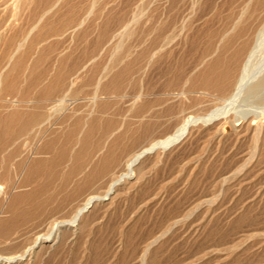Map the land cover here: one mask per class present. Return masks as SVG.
<instances>
[{
  "label": "rangeland",
  "instance_id": "1",
  "mask_svg": "<svg viewBox=\"0 0 264 264\" xmlns=\"http://www.w3.org/2000/svg\"><path fill=\"white\" fill-rule=\"evenodd\" d=\"M231 2L199 0L191 19L194 26L188 33L189 40L185 41V36L180 41L183 43L174 45L173 54L166 55L159 63L148 65L146 58L142 64H136L120 90L114 93L103 91L104 83L98 84L99 75L105 68L111 74L122 69L124 63L133 60L153 37L151 33L146 40L138 41V32H133L129 42L132 45L131 54L128 59L119 60L112 54L119 39L116 34L134 14L140 16L142 12L139 26L171 21L174 15L170 11L173 0H65L46 16V22H42V34L53 26L67 28L66 21L72 13V16L78 19L82 17L84 21L74 33H48L47 38H42L41 67L45 79L42 84H54L53 76L60 69L59 63L62 62V65L67 61L66 58L69 59L66 67L75 61L90 63L74 76L78 80L74 88L80 91L77 96L71 92L70 105H64L67 109L54 110L52 116L49 113L51 108L60 104L62 95L42 102V120L50 118L57 122L42 123V132L38 134L36 131H24L0 149V186L4 185L7 192L0 194V221H7L9 225L0 227V255L22 253L24 248L33 243L36 235L48 233L54 222L71 216L72 210L65 209L44 218L40 206L49 208L59 203L66 193L68 195L80 184V165H83V172H90L108 153L127 154L139 148L141 143L137 138L140 136L143 117L138 111L142 105L152 102L150 105L154 114L144 117L143 122L159 119L158 123L163 127L156 137L166 136L176 124L174 119L166 115L171 103L156 104L154 101L164 100L165 81L173 76L178 66L184 64L189 67L192 64L205 31L225 22ZM8 7L0 6V28L6 26L7 37L26 33L25 29L30 26L29 12L33 6L22 11L16 23L13 16L15 11L10 5ZM102 36L103 42L98 44ZM4 54L2 47L0 62ZM189 55L191 59H187ZM32 56L33 53L29 58ZM114 63L115 67H112ZM1 89L0 84V119L14 111L12 99L17 96L14 93L5 94ZM140 93L142 97L134 103L133 98ZM95 94L105 99H98L97 102L91 100ZM189 100L183 104L185 107L181 119L202 117L216 104L214 96L200 98L197 104L193 99ZM31 104H20L19 110L26 111ZM76 120L81 122L74 125ZM93 120L94 132L91 137L80 142L79 137L86 133ZM109 122L110 129L105 131ZM203 125L200 121L193 126L190 132L192 136L189 134V139H184L185 142L183 140L177 147L175 145L166 151L160 149L145 158L134 178L121 183L111 198L97 203L77 228L63 229L58 243L50 245V242H45L37 253L29 257L31 260L28 258L13 264H264V160H261L264 159V144L259 152L263 154H260L258 164L255 163L248 172L225 184L223 175L232 173L230 170L237 168L239 162L242 163L255 151V141L250 138L251 135L242 138L239 143H234L233 137H229L232 141L228 137L219 139L209 129L210 124H206V127ZM74 126L73 139H69V132ZM26 141L29 146H23ZM49 141H54L57 146L67 145L66 153L55 170L50 171L53 173L52 180L32 199L27 195L34 190V185L25 184L22 179L28 169L25 172L20 169L25 160L29 164L37 159L49 162L58 151L44 147ZM146 142L145 146L150 143ZM87 152L90 154L86 156ZM236 152L239 157L232 158ZM4 154L6 161L3 159ZM121 171L120 165L117 172ZM19 177L21 180L18 182ZM110 178L111 175H106L104 180L94 183L96 185L90 190L93 189L95 194H103ZM14 185L17 188L13 189ZM17 193L27 196L17 205L27 208L19 216L9 208ZM4 231L13 235L11 240L2 241ZM154 239L158 241L148 250L147 246Z\"/></svg>",
  "mask_w": 264,
  "mask_h": 264
},
{
  "label": "bare ground",
  "instance_id": "2",
  "mask_svg": "<svg viewBox=\"0 0 264 264\" xmlns=\"http://www.w3.org/2000/svg\"><path fill=\"white\" fill-rule=\"evenodd\" d=\"M64 1L65 0H0V3H2L0 6L3 5L6 8L10 5V7L14 9L15 12L13 16L14 21L16 20L15 23L20 19L22 11L30 9V7L32 8L33 6L29 12L30 26L25 29L26 33L23 32L19 36L10 35L11 37H7L6 26H1L0 28V47H3L5 50V56L2 62H0L1 90L5 94L14 93L17 95L12 99L14 111L9 112L5 115V117L0 119V149L6 147L9 140L17 138V135L23 133L24 131H36L38 134L42 132V123L53 124L54 122H57L52 121L50 118L42 120V87H39L42 83L41 74L39 73L42 63V50L40 49L42 46L40 45H42V38L48 33H52V35L55 33L56 35L63 31V33L66 32V34H71L76 32L82 25L84 18H75L72 16L74 13H72L66 21V23H68L67 28H55L53 26V28H51L48 32H43L42 34V22L47 19L46 16L51 11H54L55 8H57V6ZM198 3L199 0H173L172 10H170L173 11V19L171 18V21L169 22L150 23L148 26H139V19L141 15L143 16V12L140 16L134 14L131 20L127 21V23L123 25L122 29L116 34L119 36V39L116 42L117 45L113 48V56L117 57L119 60L128 59L132 49V45H130L131 43L129 44V42H131V37L135 31L138 32V41L146 40L148 35L151 33H153V37L149 40V43L139 51L133 60L124 63L122 69L114 74H111L110 71L108 72V68H105L104 71H102L98 78V84L100 85L104 83L102 86L103 91L108 93L119 91L121 86L125 83L128 74L132 72L134 66L136 64H142L144 59L147 58L146 63L149 65L151 63H159V61L166 55L171 56L173 54L174 45L183 43L180 41L187 36L189 37L190 34L188 35V33L191 32V29L194 26L191 24L192 15H194L193 13L195 12ZM230 4H232L230 7L231 10L229 15H227V19H225V22L207 30L205 29L206 31L203 35L200 48L196 51L198 53L194 56L192 64H190L189 67L184 66V64L178 66L177 71L173 74V76H170L165 81L164 100L159 102V99H156L154 101L156 104H161L163 102L167 104L171 103L168 105L169 107L167 108L166 115L169 118L174 119L176 124H173L170 130H168L169 132L166 136L163 138L156 137L159 129L163 127L162 124L158 123L159 119L157 121L143 122L144 117L152 116V114H154L152 113V107L150 105L152 102L150 104L147 103L142 105L138 111V114L143 117L139 128L140 136L137 138V140L141 143L139 148L135 151L132 150L129 153L126 151L127 154H122L123 152L121 154L116 152L108 153L96 164V166L94 165V168L92 167L93 165L91 166L93 169L90 172H83V165H80L79 172L81 171L82 173V181L80 184L73 190L69 189V191H72L68 195L66 193L65 198L59 203H56L49 208H44V205L40 206V213L44 216V218L50 216L56 211H64L65 209L72 210L71 216L67 219L63 218L64 220L54 222L48 233L36 235L33 243L24 248L25 250L23 249L24 251L22 253H20V251L19 254L13 256L10 254V256L0 255V264H13L19 263L25 259L28 260L33 253H37L40 248L44 246L45 242H50V245L58 243L63 229L77 228L82 222L81 220L83 217L88 214L94 206L97 205V203L111 198V196L115 194L116 188L120 186L121 183L127 179L134 178L136 176L137 169L141 170L139 167L145 158L160 149L166 151L173 148L175 145L177 147V144L182 142L184 139L188 140L190 137L188 135L190 134L191 129L200 121L205 125L210 124L211 126L209 125V129H212L214 136L219 139L224 137H233L235 139L233 142L239 143L242 138L251 135L252 137L250 138H253L255 141V151H253L250 156L245 158L242 163L239 162L240 165L237 166V168L230 170L232 173L227 175V172L222 170V172H226V175H223L222 180L225 184L236 176L245 174L255 163L260 161V154L263 153L259 152L262 144H264V0H232ZM208 8L210 9V7ZM144 13H146V11ZM194 21L195 20H193V22ZM45 25L46 23H44V26ZM200 30L202 29L200 28ZM200 34L199 38L201 36ZM103 35L105 36L106 34ZM188 37L185 41H187ZM102 42L103 36L100 38L98 44ZM178 42L180 43L178 44ZM196 52H192L193 55L196 54ZM32 53L36 56L31 58V61L28 62ZM174 53L176 54V52ZM191 58L192 57L187 59ZM89 63L90 61L80 64L79 61H75L72 65H70V71H75V73L72 75V81L66 92L67 94H63L62 90L55 92V94L60 96L62 95V98H59L61 100L60 104L51 108L52 110L50 109L49 113L51 116L54 110L59 111L65 107L64 105L66 103L72 101L70 100L72 99L71 96H77L79 94L80 90L76 87L74 88L75 83L78 81L77 79L75 80L74 76L76 77L79 74L78 71L85 69ZM112 67H115V63ZM27 70L30 71L31 78H28V76L23 78V72ZM30 79L31 81H29ZM63 81L65 82V79H63ZM33 86L36 90L33 89L28 92V88H32ZM71 92L74 94L71 95ZM113 96L116 95L113 94ZM210 96L215 97L216 104L211 110L208 108L209 112L206 115H203L202 117H189L181 119L182 113L184 112L185 106L183 107V104L185 101L191 98L197 104L200 98H207ZM29 97L31 98L29 99ZM140 97H142L141 93L133 98V102L135 103ZM98 99L101 100L105 98L95 94V97L91 100L97 102ZM24 102L32 104L29 105L26 111H21L19 110V107L20 104ZM79 122L81 121L76 120L74 125ZM94 123L95 121L93 120L90 123L92 125L88 128L86 133L82 135V137H79L80 142L91 137V134L95 130V127L93 126ZM110 123L111 122H109L106 126L105 131L110 129ZM75 130V126L71 128L68 135L69 139H73V133ZM187 136L188 138H186ZM146 141H150V143L145 146L144 143ZM229 141L232 140L229 138ZM23 146H29L28 142H24ZM66 146L67 145L57 146L54 141H49L44 147L55 148L58 150L49 162L37 159L29 164L26 160L24 161L20 170L23 169L25 172V170L28 169V171L22 176L23 182L25 184L34 185V190L27 196H30L33 199L36 197L39 190L52 180L51 175L53 173H50V171L55 170L57 164L63 159V156L66 153ZM122 150L123 149H121V151ZM89 154L90 152L85 153L86 156ZM236 154L237 152L232 155V158L238 156V154ZM122 155H124L123 158H121ZM3 159L6 161L5 154L3 155ZM261 160L264 159L261 158ZM120 165L122 166L121 173H119L120 171L117 172V167ZM116 173L119 174L116 175ZM106 175H111L112 178H110V181L106 186L107 189L103 194H95L92 191L93 189H90L92 186L96 185L94 183L98 184L100 182L99 180H104ZM20 180L21 178L19 177L18 182ZM15 188H17V186L13 189ZM6 193V187L1 185L0 194L4 195ZM27 196L23 193H17L15 195L14 203L9 208L10 210L15 211L17 216L27 209L22 206H17L22 202V200L24 201ZM248 198L249 197H247V200ZM33 202L34 201L32 200V203ZM16 215L15 218L17 217ZM13 225L15 226L14 223ZM8 226L7 221H0V227L4 228ZM8 232L9 231H4L2 241L6 242L12 239L13 235H11V233L8 234ZM31 232L33 233V231ZM158 239H154L153 242L151 241L152 243L147 246V249L149 250L150 246L156 243ZM147 249H145L146 252Z\"/></svg>",
  "mask_w": 264,
  "mask_h": 264
},
{
  "label": "crops",
  "instance_id": "3",
  "mask_svg": "<svg viewBox=\"0 0 264 264\" xmlns=\"http://www.w3.org/2000/svg\"><path fill=\"white\" fill-rule=\"evenodd\" d=\"M48 37V36H47ZM47 37H43V38H47ZM43 41V39H42ZM42 43V42H41ZM42 50V47L40 48ZM36 56V55H33ZM33 56L31 58H33ZM31 58L28 59V62L31 61ZM64 60V59H63ZM67 61H63L64 63L61 65L62 62H60V66H59V70L58 73L56 75L53 76L54 79V84L52 83V85H48L47 86L45 83H41L39 85V87H42V102L44 100H49V99H53L55 96H57L58 94H55L56 91L58 90H62L63 92H66L69 89L70 83L72 81V75L75 73V71H70V66L66 67V62L69 61V59L66 58ZM41 67V66H40ZM41 74V79L44 81L45 79L43 78V71H42V67L40 69ZM31 78V74L30 71H24L23 72V78L27 77ZM69 77V79H67ZM63 79H65V82L63 81ZM31 81V79L29 80ZM64 82V83H63ZM38 87V88H39ZM36 90V88L33 86L32 88L29 87L28 88V92H30L31 90ZM31 97H29L30 99Z\"/></svg>",
  "mask_w": 264,
  "mask_h": 264
}]
</instances>
